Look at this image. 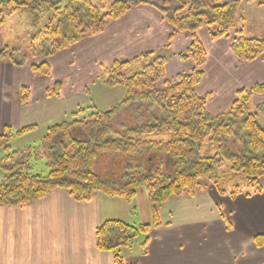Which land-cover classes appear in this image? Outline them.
<instances>
[{
    "label": "trees",
    "instance_id": "1",
    "mask_svg": "<svg viewBox=\"0 0 264 264\" xmlns=\"http://www.w3.org/2000/svg\"><path fill=\"white\" fill-rule=\"evenodd\" d=\"M39 1L48 3L54 11L43 30L29 35V54L44 60L32 64L31 68L43 76L50 75L47 58L52 54L71 47L85 36L96 35L110 21L122 18L142 2L114 0L107 11L101 12L89 0H68L64 7H61L62 0L57 3L0 0V24L8 11L27 7L35 12ZM217 1L187 0L177 9L165 11V20L174 31L190 36L188 46L178 54L179 59L193 62L194 67L188 72L165 79L167 58L154 55L153 51L142 52L131 60H114L104 67L102 82L108 87L124 88L121 105H130L138 111L148 108L150 121L120 127L117 136L111 121L116 108L101 112L91 104L87 108L92 111L83 116L87 108L77 107L70 113L71 120L49 126L37 147L4 156L3 161H10L12 165L4 168L7 175L0 184V205L23 207L56 189L65 190L78 202L89 201L95 193L129 200L144 187L151 205L150 224L131 225L121 220H106L94 231L96 248L111 252L115 264H126L116 251L128 247L139 232L148 234L151 228L158 227L159 208L171 198L194 196L202 182L211 183L219 194L230 197L241 193L240 183L251 189L244 196L260 194L264 178V124L257 120V112H250L249 103L253 96L264 94V82L241 88L231 104L216 114L206 110L211 94L196 92L204 77L202 65L206 58V50L197 35L201 27H206L211 40L233 33L230 50L239 60L253 61L264 54V38H246L241 30H234L241 19L238 0L222 4ZM258 4L264 7V0ZM69 22L76 32L64 35L63 24ZM169 44L168 41L166 46ZM16 53L17 50H2L1 54L19 65L21 60L16 58ZM136 61L140 62L139 68L127 74V68ZM61 88L62 83L56 81L47 94L58 96ZM19 99L21 104L27 101V87H21ZM33 127L17 131L5 128L0 133V149L8 152L10 140ZM153 135H170V138L150 139ZM206 142L209 145H205ZM212 145L215 147L213 154L209 148ZM101 152L130 157L120 184L88 168L92 158ZM135 155L136 158H131ZM39 159L48 170L46 175L30 172L29 162ZM224 183L233 184V190L225 193L221 187ZM254 240L258 246L264 244L261 235Z\"/></svg>",
    "mask_w": 264,
    "mask_h": 264
},
{
    "label": "crops",
    "instance_id": "2",
    "mask_svg": "<svg viewBox=\"0 0 264 264\" xmlns=\"http://www.w3.org/2000/svg\"><path fill=\"white\" fill-rule=\"evenodd\" d=\"M25 8L27 7L14 12ZM28 10L31 17H25V24L34 21L35 12L30 8ZM151 12H148L149 16L144 22L130 27L131 30L138 31V35L141 28L144 31L142 37L131 42L119 41L118 36H108L107 31H103L99 36H85L71 47L55 52L47 58L50 67L48 76L36 74L31 68L32 64L44 61L42 57L36 63L32 60L35 57L24 55L19 65L3 57L2 50H10L0 35V133L7 127L17 131L26 126H34L32 130L20 135L24 136L43 125L48 128L65 121V116L76 108L74 102L64 103L66 97L86 91L85 82L79 85L76 84V79L82 76V79H94L93 83H96L102 75V69L115 60H102L107 54L106 45L114 42L113 45L126 43L130 48L136 47L132 50L131 58L145 51H154L150 43L140 50L137 45V41H143L142 38L149 35L150 31L146 30L151 25L160 28L162 44L173 38L169 42L170 48L174 50L173 57L179 62H186L179 59L178 54L188 46L189 34L175 32L162 15ZM214 42L220 51L210 55L206 51L202 65L204 77L196 87L199 95L211 94L207 107L218 94L215 90L200 92L199 88L207 78L206 70L210 74L213 70L215 72L221 69L222 61L225 60L234 69L232 73H236L238 64H251L256 60L242 61L236 58L230 50L231 39L222 38ZM96 57L101 58L95 60ZM168 62L167 60L166 65ZM11 64L16 66L17 71L11 69ZM193 67V62L190 61L187 69L191 70ZM165 70L168 78L182 73V70L168 73L167 67ZM175 72L173 76L170 75ZM219 73L215 72L216 77ZM246 76L240 75V71L235 76L237 86L235 83L232 96L235 97L241 88L261 82V76H255L258 78H253L255 82H251L250 76ZM64 78L68 81L64 82ZM56 81L62 83L61 91L58 96H49L47 90ZM21 87L28 88V99L24 104L19 99ZM255 98L264 103V94L253 96L252 100L255 101ZM230 104L218 108L212 114L225 110ZM216 194L222 196L220 199H213L214 202L210 204L216 210L208 208L194 214L189 211L187 216L160 221L158 227L150 229L138 252L124 255L121 254L122 248L116 252L126 264H264V244L258 246L254 240L258 235L264 237V186L263 191L255 197H230L217 191ZM255 202L258 203L257 208ZM129 203L130 200L108 197L101 193L89 201L78 202L66 191L56 189L23 207L0 205V264H115L111 252L96 248L94 231L106 220H121L130 224L127 222L130 218ZM170 215L173 216V212L170 211Z\"/></svg>",
    "mask_w": 264,
    "mask_h": 264
},
{
    "label": "rangeland",
    "instance_id": "3",
    "mask_svg": "<svg viewBox=\"0 0 264 264\" xmlns=\"http://www.w3.org/2000/svg\"><path fill=\"white\" fill-rule=\"evenodd\" d=\"M92 5L97 6L101 12H105L108 10L109 5L114 0H89ZM133 1H142L139 5L131 9L124 17L112 20L104 29L93 36H99L101 33L107 31V35L113 34L120 38L119 41L131 42L133 39H137L138 37H142L144 31L141 28L139 30L140 35H138V31H133L130 29L131 26H138L141 24L140 22H144L143 20L149 16L151 11L157 13V15H162L165 19V11L177 8L182 6V3L187 0H133ZM231 0H218L217 3L222 4ZM52 3H57V0H51ZM69 1L62 0L61 7H64ZM238 13L241 19L236 22L234 30H241V35L246 38H264V7L259 5L258 2L260 0H238ZM182 11V10H178ZM28 8L24 10H19L13 13H6L4 16V21L0 24V35L4 39V44L11 50H17L16 58L18 60H22L24 55L29 57V34L35 33L37 31L43 30L45 26L48 24L49 20L52 19L53 16V7H50L48 3H44L39 1L36 5L35 15L36 21H32L29 24H25L23 21L25 17H31L30 13L28 14ZM33 19V18H32ZM148 21V20H146ZM55 23V22H54ZM108 25V26H107ZM110 26V27H109ZM109 27V28H108ZM108 29V30H107ZM146 31H150L149 35L143 37V41H137V45H139V50L143 48L147 43L152 44L151 47L154 48V55H164L168 62L166 61L165 68L167 67V72L172 73L177 70H182L180 72H186L189 69L188 63L191 60H186V62H179L173 57V52L169 46L166 44L172 41L173 38H169L164 44H162V33L160 28L156 25H151L147 28ZM74 25L72 22L63 24L62 33L64 35H72L75 34ZM206 27H201L197 31V35L202 42L205 50L210 54H216L220 51L219 47L216 45V42L210 40L208 38L209 34H207ZM189 36V35H188ZM234 34H230L229 37L223 39H232ZM222 39V38H221ZM113 40V39H111ZM227 41V40H224ZM114 42L106 45V57L102 60H126L132 59L130 56L132 55V50H135L136 47L130 48L129 45L123 43L118 45L117 43L113 45ZM206 52V54H207ZM101 58V57H99ZM98 57L95 60H99ZM170 59V60H169ZM1 60V58H0ZM33 62H40L41 57L32 58ZM192 62V61H191ZM139 61L132 62L131 66L127 68V74L132 72V70L139 68ZM194 65V64H193ZM12 70H15L16 66L10 65ZM104 69H102V75L98 78L96 83L94 79H87L86 77L82 79V76L76 79V84L84 83V87L86 89L85 93H76L70 98L65 99L64 103L72 104L74 102L77 110V106L82 108H87L89 105L94 104L99 111H106L111 109L112 107L116 108L114 115L112 116V125L114 129V135L119 136V132L117 129L120 127H133L138 124H142L144 122L150 121L148 108H140L139 111L135 107H124L121 105V101L125 97V91L122 86H115L109 89L102 81L104 77ZM236 73H232L234 69L229 67L227 61H222V68L216 70L215 72H220L219 76L216 77V74L213 71L209 74L206 70L207 78L202 82L199 90L200 92H205L208 90H215L217 92V96L213 103L207 107L206 110H209V113H215L218 111V108H222L230 104L234 96H232L231 92L233 87L235 86V76L238 75L240 71V75L250 76L251 82H255L253 78L257 76L260 77V81L264 82V54H262L259 58L253 61L251 64H238ZM17 71V70H15ZM19 71V70H18ZM166 71V70H165ZM228 71H231L227 74ZM92 73V72H90ZM176 74H170L174 75ZM170 76L169 74H167ZM246 76V77H247ZM67 78V77H66ZM173 78V77H172ZM168 78L165 74V79ZM258 78L255 80H258ZM88 80V81H87ZM96 80V79H95ZM64 82H67L65 78ZM77 85H74V87ZM161 86V85H160ZM237 86V83H236ZM84 92V91H83ZM64 99V98H63ZM71 99V101H70ZM257 99V100H256ZM252 100L249 103L250 112H257V120L264 124V103H262L258 98ZM62 105V104H61ZM260 106V109L257 110L256 107ZM91 108H87L86 112L83 116H86L88 112H91ZM81 115V114H80ZM80 118L81 116L78 115ZM65 121H69L72 119L70 114L65 116ZM45 125L42 128H39L35 132H31V134H26L24 136L14 137L9 142V150L5 152L3 149H0V184L1 181L6 177L7 172L4 170L5 167L9 168L12 163L10 161H3L4 156L7 153L17 152L25 149H29L31 147H37L41 141V139L46 134ZM116 137V136H114ZM150 139L155 140H167L170 138V135H153L149 137ZM206 142L205 145H207ZM209 145V144H208ZM210 148V153L213 154L215 152V147L212 145ZM129 156L114 154L110 152H101L95 155L89 163V169L93 172L105 178L106 180H110L111 182H115L116 184H120L123 179L125 168L129 163ZM131 158H136L132 156ZM33 159V158H32ZM30 172L33 174H41L46 175L48 170L44 166L43 160H31L30 162ZM155 163V162H154ZM165 165V164H164ZM224 168V166L222 167ZM121 180V181H120ZM222 181L220 180L219 183ZM222 184L221 187L225 189V193L233 190V184ZM262 184L264 186V178L262 179ZM220 185V184H219ZM241 193L238 195L241 198H244V193L251 191L250 188L246 187L244 183H240ZM63 190V189H60ZM215 187L211 183L202 182V186L199 187L196 194L192 197L182 196L181 198H171L168 202L163 204L158 211L159 220L162 222L172 221L174 218H180V216H187L191 213L194 214L196 211H206L208 208L216 210L217 208L214 206H210L213 203V199H220L222 196H218L215 191ZM65 191V190H63ZM68 193V192H67ZM98 193L92 195L91 199ZM102 194V193H101ZM227 195V194H224ZM258 195V194H256ZM255 197V194L252 195ZM130 217L127 222L131 225H142V224H150L152 222V213H151V205L148 199L147 192L144 187H141L137 190L136 194L133 195L130 199ZM128 200V201H129ZM257 208L258 203H254ZM196 207V208H195ZM213 207V208H212ZM170 211L173 212V216L170 215ZM190 211V212H189ZM130 220V221H129ZM147 234L143 232H139L130 242L128 248H122V252L124 255L126 253H135L142 247L143 242L145 240Z\"/></svg>",
    "mask_w": 264,
    "mask_h": 264
},
{
    "label": "flooded vegetation",
    "instance_id": "4",
    "mask_svg": "<svg viewBox=\"0 0 264 264\" xmlns=\"http://www.w3.org/2000/svg\"><path fill=\"white\" fill-rule=\"evenodd\" d=\"M180 7V6H179ZM178 8V7H177ZM177 8H174V9H177ZM174 9H172V10H174Z\"/></svg>",
    "mask_w": 264,
    "mask_h": 264
}]
</instances>
